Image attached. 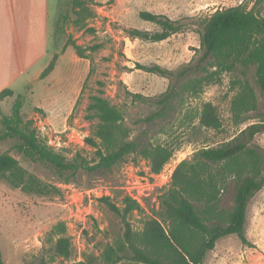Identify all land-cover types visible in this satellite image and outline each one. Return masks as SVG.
I'll list each match as a JSON object with an SVG mask.
<instances>
[{"label":"rangeland","instance_id":"obj_1","mask_svg":"<svg viewBox=\"0 0 264 264\" xmlns=\"http://www.w3.org/2000/svg\"><path fill=\"white\" fill-rule=\"evenodd\" d=\"M256 0H50L53 35L50 50L57 54L55 69L35 81V71L13 85L17 95L0 99V136L6 124L33 131L40 141L71 160L77 152L92 156L84 139L94 120L86 117L91 94L101 90L107 101L119 107L129 138L142 144L161 143L174 148L170 160L157 174L139 156L109 169L76 172L57 171L34 159L14 137L0 138V154L14 157L24 170L22 176L0 175V249L3 264H72L85 254H95L107 242L122 235L120 218L98 198L106 195L120 203L128 192L136 194L142 207L131 221L140 227L145 215L158 209V195L169 185L175 166L193 158L205 146H218L236 137L248 125L264 124V95L255 83L254 67L237 66L217 70L203 63L198 70L177 75L200 56L202 17L216 9ZM81 3V4H80ZM264 16V0L258 4ZM142 10L161 14L180 23L181 29L161 41L130 37L137 28L158 31L160 26L142 20ZM73 43L82 47L99 45L78 56ZM52 52V54H54ZM51 55V53H50ZM47 57L41 62L48 64ZM136 63L158 64L172 71L163 76L137 68ZM253 90L255 108L236 103ZM172 89L171 109L153 121L145 117L158 108L151 99ZM139 93L149 99L133 97ZM211 102L219 115L220 127L199 123L202 104ZM264 155V129L249 143ZM247 155L236 160L206 165L211 184L212 210L229 211L233 205L238 175L249 172ZM62 230L70 238L73 255L52 260L50 231ZM247 244L235 234L219 238L202 264H264V186L248 202L245 221ZM143 264V263H135Z\"/></svg>","mask_w":264,"mask_h":264},{"label":"trees","instance_id":"obj_2","mask_svg":"<svg viewBox=\"0 0 264 264\" xmlns=\"http://www.w3.org/2000/svg\"><path fill=\"white\" fill-rule=\"evenodd\" d=\"M262 1L256 0L250 7L240 3L216 9L202 17L199 21L200 56L195 63L178 71L177 75L198 70L203 63L221 71H231L239 65L253 66L255 83L264 95V16L258 8ZM139 17L159 25L160 30L150 32L131 28L128 30L130 37L161 41L179 31L182 26L164 15L147 10L140 11ZM98 46L82 47L73 43L80 57L85 56L86 50H94ZM56 56L57 54L53 55L40 78L53 69ZM136 66L146 72L163 76L173 74L171 70L158 64L136 63ZM99 92L89 96L86 106V117L95 121L90 134L84 139L86 145L92 149L90 158L77 152L71 160H66L45 142L40 141L33 131L20 129L8 122L7 130L0 138H17L19 149L57 171L73 173L80 169L90 172L109 169L133 155L148 161L150 173H159L172 157L174 148L161 143L142 144L129 138L123 111L109 103L101 95V90ZM132 94L141 100L150 98L139 93ZM10 95V89L0 91V99ZM172 97V89H167L158 98L151 99L158 108L146 116L145 120L149 122L164 116L171 109L169 101ZM248 102L255 108L256 100L250 87L236 101L241 107ZM199 123L207 128L220 127L219 115L211 102L202 104ZM263 129V123H252L231 140L218 146L202 147L192 159L181 160L171 174L169 185L158 195V209L145 215L140 227H134L131 221L134 212L142 211L136 200L124 195L120 203H116L109 196L99 197L98 201L120 218L123 224L122 235L113 242L105 243L97 253L85 254L83 259L72 264H202L206 253L223 236L235 234L243 244H247L244 226L248 202L264 186V155L259 154L249 143ZM240 154L247 155L250 161L246 164L249 172L237 177L231 209L227 212L213 211L206 165L236 160ZM7 172L22 176L24 170L14 157L0 154V175ZM55 228L50 234L56 235L49 237L51 258L68 260L73 255L70 238L62 230ZM0 264H3L1 249Z\"/></svg>","mask_w":264,"mask_h":264},{"label":"crops","instance_id":"obj_3","mask_svg":"<svg viewBox=\"0 0 264 264\" xmlns=\"http://www.w3.org/2000/svg\"><path fill=\"white\" fill-rule=\"evenodd\" d=\"M52 27L50 0H0V91L20 94L13 85L31 69L36 70L34 81L40 78L48 65L41 62L56 54L50 50Z\"/></svg>","mask_w":264,"mask_h":264},{"label":"built area","instance_id":"obj_4","mask_svg":"<svg viewBox=\"0 0 264 264\" xmlns=\"http://www.w3.org/2000/svg\"><path fill=\"white\" fill-rule=\"evenodd\" d=\"M170 175H171V171H169V173H168V176H170ZM128 196H130L132 199H134L138 202L140 201L139 197L136 194L131 193L130 191L128 192Z\"/></svg>","mask_w":264,"mask_h":264}]
</instances>
